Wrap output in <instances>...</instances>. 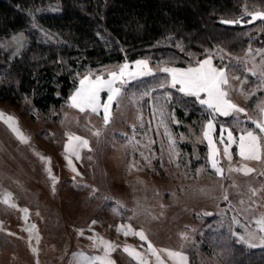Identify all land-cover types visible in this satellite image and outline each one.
<instances>
[{"label":"rangeland","instance_id":"374dc122","mask_svg":"<svg viewBox=\"0 0 264 264\" xmlns=\"http://www.w3.org/2000/svg\"><path fill=\"white\" fill-rule=\"evenodd\" d=\"M58 12L56 3L38 14ZM259 14L264 3H248L240 15L221 17L220 24L233 29V39L213 48L191 51L180 42L179 53L152 52L78 70L77 85L58 109L43 113L29 97L20 102L0 97V264H94L96 258L112 264H177L168 251L184 254L187 264H232L235 245L264 250L238 239L248 233L264 236V133L255 123L264 121V19H253ZM33 30L38 40L58 43V36L35 19ZM29 45V32L0 37V87ZM209 57L225 69L228 99L243 112L213 114L195 97L170 87V76L161 71L197 67ZM141 60L154 74L116 82L121 94L110 106L107 125L102 109L97 115L71 106L85 75L107 79L124 64L135 71ZM107 95L101 92L102 104ZM8 116L26 143L9 127ZM209 120L211 146L204 136ZM228 131L237 140L247 131L259 136L262 160L242 161L232 144L229 162L223 154L227 145L220 143ZM71 136L88 141L87 148L77 149L79 158L65 150L76 143ZM213 147L223 175L212 167ZM243 165L255 170L229 171ZM140 231L146 241L135 234Z\"/></svg>","mask_w":264,"mask_h":264},{"label":"trees","instance_id":"16d2710c","mask_svg":"<svg viewBox=\"0 0 264 264\" xmlns=\"http://www.w3.org/2000/svg\"><path fill=\"white\" fill-rule=\"evenodd\" d=\"M56 3L60 12L38 14ZM248 3L264 0H0V37L30 35L28 50L8 70L0 97L13 102L29 97L43 113L58 109L77 85L76 71L152 52L179 53L180 42L191 51L213 48L233 36L220 18L240 15ZM34 19L54 32L58 43L38 40ZM161 43L166 46L157 47ZM234 247L232 264H264L263 249Z\"/></svg>","mask_w":264,"mask_h":264},{"label":"snow or ice","instance_id":"6c2138e0","mask_svg":"<svg viewBox=\"0 0 264 264\" xmlns=\"http://www.w3.org/2000/svg\"><path fill=\"white\" fill-rule=\"evenodd\" d=\"M257 18L264 19V14H259L258 16L253 17V19ZM237 22L238 21L234 20L221 21V23L224 24H235ZM161 71L167 73L170 76V87L177 89L179 92L183 93L186 96L195 97L199 101L200 105L206 106L207 109L211 110L213 114L218 113L222 116H228L232 112L244 111V109L238 107L228 99V92L224 89V86L228 84V78L225 75V69L215 67L210 57L200 61L197 67H190L187 69L164 67L161 69ZM153 74V71L149 68L148 62L146 60H141L136 62L135 71H130L129 65L124 64L122 67H120L118 72H110L107 79H105L102 75H95L94 79L91 75H85L80 80L79 88L70 98L71 106L79 109V111L81 112L91 111L92 113H95L97 115L100 114V110L102 109L103 120L105 125H107L110 121V106L114 99L121 94V88L115 86L116 82L120 81L121 83H126V76L128 79H135L141 76ZM177 86L179 87L177 88ZM159 87L164 88L165 84L161 83ZM104 91L108 93L106 98L107 102L102 104L100 94ZM201 94H203L204 98H201ZM3 118L4 114L0 113V119ZM6 122L8 123L9 127L17 133L18 138H20L22 142L26 143L27 140L22 136V134L19 133L18 129L15 127L16 122L14 118L8 116L6 118ZM255 123L260 132L264 133V121ZM212 128L213 123L211 122V120H209L204 136L209 140L210 146L212 145V140L209 137V131ZM94 134L99 135V132H96ZM260 139L261 138L253 132L247 131L242 133L237 140L233 137V133L231 131H228L226 141L223 135H221L220 143L227 145L223 149V154L229 160V162H231L232 159L231 153L229 152V146H231L232 144H237L238 155L242 161H261L262 155ZM69 140L70 142L75 141L76 143H70L68 146H66L65 150L69 151V149H71V153L79 158L77 149L81 147L87 148L88 141L86 139H82L79 136H71L69 137ZM89 151H91L90 148ZM217 155L218 150L213 147L212 154L210 156L212 167L215 169L217 174L223 175L224 169L217 167V160L215 158ZM41 159L43 160L44 158L41 157ZM68 164L70 166L72 165L71 159L68 160ZM254 170L255 169L248 167L247 165H243L240 168L229 169V171L243 172L245 175L250 174ZM72 171H76L74 167L72 168ZM225 199H227V197H225ZM5 203H7V201H5ZM260 223L264 224V220L260 221ZM32 228H35V225H33ZM260 231H264V227H262ZM135 234L139 236L140 240H147V237L145 236L143 231ZM238 239L242 242L247 243L249 247H264V236L257 237L255 234L248 233L245 235H240ZM111 248L112 245L108 244L107 249ZM124 250L126 252H129L130 255L137 257L139 256V254L136 253L135 250H129L127 248ZM148 250L152 254H156V249L153 248L151 243H148ZM167 254L169 257L174 258L177 261V264H187V257L184 254L172 251H168ZM80 258L82 260L88 259V257L84 256L83 254H80ZM157 259H159V256H157ZM94 264H112V261L96 258ZM141 264H144L142 260Z\"/></svg>","mask_w":264,"mask_h":264}]
</instances>
